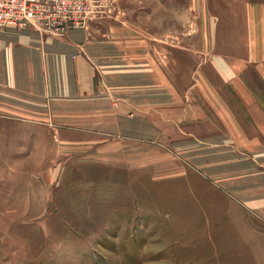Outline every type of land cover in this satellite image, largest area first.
<instances>
[{"label": "crops", "instance_id": "0c3cea01", "mask_svg": "<svg viewBox=\"0 0 264 264\" xmlns=\"http://www.w3.org/2000/svg\"><path fill=\"white\" fill-rule=\"evenodd\" d=\"M157 1L145 12L113 0L115 16L137 10L131 27L116 17L62 37L0 29V142L16 144L3 157L29 175L49 174L69 159L185 177L187 190L212 185L234 212L264 222V2L246 4L241 37L217 39V51L202 40L195 82L178 91L147 51L150 42L129 35L161 14ZM211 12L207 0H187L189 25L197 14L208 31ZM220 14L213 31L234 30L230 16ZM154 22L161 31L162 20ZM242 236L250 246L232 248L242 251L238 263L264 264L258 233Z\"/></svg>", "mask_w": 264, "mask_h": 264}, {"label": "rangeland", "instance_id": "374dc122", "mask_svg": "<svg viewBox=\"0 0 264 264\" xmlns=\"http://www.w3.org/2000/svg\"><path fill=\"white\" fill-rule=\"evenodd\" d=\"M160 1L161 14L146 18L147 30L129 35L150 42L147 51L178 91L195 82L202 40L217 51V39L241 37L246 4L264 2L207 0L212 12L205 32L197 14L189 25L187 0ZM114 6L154 8L153 0H117ZM218 12L230 16L234 30L213 31ZM116 17L130 27L139 19L137 10L120 16L112 12L109 18L116 22ZM159 18L161 31L154 30ZM154 38L159 45L154 46ZM195 98L201 103L200 93ZM15 145L0 142V264H244L238 263L242 251H232L250 246L239 232L255 231L257 246L264 245V222L234 212L212 185L189 191L185 177L139 174L87 160H59L51 163L49 174L19 173L16 160L6 158ZM235 215L241 221H232Z\"/></svg>", "mask_w": 264, "mask_h": 264}, {"label": "built area", "instance_id": "2783aa9c", "mask_svg": "<svg viewBox=\"0 0 264 264\" xmlns=\"http://www.w3.org/2000/svg\"><path fill=\"white\" fill-rule=\"evenodd\" d=\"M113 12V0H0V29L35 30L62 37L90 31Z\"/></svg>", "mask_w": 264, "mask_h": 264}]
</instances>
